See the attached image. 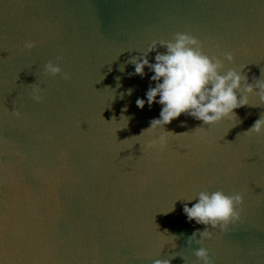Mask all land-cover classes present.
<instances>
[{"label": "clouds", "instance_id": "obj_1", "mask_svg": "<svg viewBox=\"0 0 264 264\" xmlns=\"http://www.w3.org/2000/svg\"><path fill=\"white\" fill-rule=\"evenodd\" d=\"M35 46L32 41L25 45L28 49ZM158 48H164L166 51L158 52ZM153 51H157V55L155 63H150L148 55ZM225 60L234 63L235 56L231 53L225 54L224 59L210 56L204 52L203 44L199 39L182 32L176 33L171 40L154 41L142 55L132 57L129 63L135 66V71L129 73V77L135 75L145 77L147 67L154 73L151 80L155 82V86H150L146 92V100L137 99V107L143 109L147 105L151 108L157 103L162 106L159 118L153 119L148 129L165 127L182 114L189 115L208 126L225 119L236 118L238 120L236 126L241 122L236 115V109L245 106H264V78L254 77L249 83L248 76L243 74L246 66H242L240 70L231 69L225 72ZM120 70L124 71L123 65ZM45 75L52 77L62 75L64 80L72 78L59 63L53 61L46 64ZM132 92L131 88L127 90L128 95ZM121 96L123 97V93ZM254 96L258 98V104L251 103V98ZM33 99L37 103L43 101L39 90L35 91ZM123 111L127 112V108L125 107ZM125 118L128 125L131 117L122 115L121 120ZM246 133L264 135V114L260 115ZM152 146H157V142ZM158 147L161 150L167 147L166 138H159ZM184 201L188 202L183 207L187 221L189 223L195 221L196 224L205 226L204 230L193 232L188 244L199 246L195 256L202 264H213L210 253L204 246L206 241L213 237V232L209 229L227 231L232 223L239 220L244 196L242 193L228 195L222 190L201 191ZM192 201L197 202L190 207L189 203ZM174 210L175 205L168 213ZM172 243L175 248V241ZM154 264H171V260H155Z\"/></svg>", "mask_w": 264, "mask_h": 264}]
</instances>
